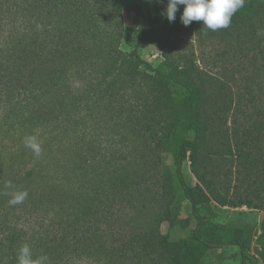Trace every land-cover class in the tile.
Masks as SVG:
<instances>
[{
    "label": "trees",
    "instance_id": "obj_1",
    "mask_svg": "<svg viewBox=\"0 0 264 264\" xmlns=\"http://www.w3.org/2000/svg\"><path fill=\"white\" fill-rule=\"evenodd\" d=\"M156 6L165 11L167 0ZM182 11L170 23L145 0H0V127L10 126L6 137L18 140L13 160L26 145L30 157L55 161L48 170L7 171L11 200L27 195L11 204L14 222L1 231L4 264H18L25 244L45 264H201L206 251L228 247L239 249L240 264H256L245 254L243 230L221 233L210 209L262 211L256 241L264 248V110L241 91L229 96L227 86L213 87L172 44L182 36L233 50L231 41L238 49L251 43L264 60V0H246L217 31L199 21L185 27ZM123 13L133 14L130 26ZM127 37L132 48L124 52ZM146 45L162 52L156 67L139 54ZM101 124L110 146L92 139ZM163 155H171V167ZM177 193L190 207L184 220ZM22 214L36 226L18 228ZM191 220L188 238L171 242L161 232L163 223L185 229Z\"/></svg>",
    "mask_w": 264,
    "mask_h": 264
},
{
    "label": "rangeland",
    "instance_id": "obj_2",
    "mask_svg": "<svg viewBox=\"0 0 264 264\" xmlns=\"http://www.w3.org/2000/svg\"><path fill=\"white\" fill-rule=\"evenodd\" d=\"M156 1L157 0H145L152 13L163 14L164 11L156 9ZM122 18L125 25L130 26L132 23L133 14L123 13ZM254 40L255 38H251V40L248 42H252ZM231 43L234 44V50L232 48H226L219 43L200 46L197 41L193 40V38L191 40H185L184 36H182L176 38L173 41L172 46L173 48L177 47L176 51L190 54V58L195 62V64L201 70H204L208 74V76H206L205 78L208 82L212 83L213 87H222V84L224 86H227L225 88V91L229 96L231 95V91L234 93V96L235 94L238 95V92L241 91L250 99H252L257 105V107L254 108L255 110L261 109V111L263 112L264 60L262 59V56L257 55L256 52L253 51L251 43L250 45L246 44L240 49L237 48L234 41H231ZM131 48V38L127 37L122 42L121 50L127 52ZM139 54L143 60L151 64L153 67H156L162 60V52L153 45L144 46L140 49ZM254 56L256 57L254 58ZM169 88L171 89V91L176 90V88L172 85H169ZM233 98L235 100V97ZM254 109L250 110V114L253 119L258 118ZM232 112L233 110L230 112L227 122V130L229 131V134H231L233 129V125L231 123ZM104 128L105 127L103 124H101L100 126L94 125L91 133L92 139L98 137V141L102 146H110L111 143L109 141V138L103 136V134L106 132ZM9 129L10 131L12 130V128L10 126L8 127L7 125H5L4 127H0V195L6 194V197L4 198V200H2L5 202H3V204H0V239H2L3 237L1 231L6 227L12 226L14 222L10 212L11 196L9 193L12 178H10L11 175L10 177L8 176L7 171L13 168L12 166H14V169L26 171L33 165H38L42 167V169L46 168L48 170L50 168L49 164L55 162L54 160L45 159L46 163H44L42 156L35 152V156L30 157V155L27 154L26 145L21 148L22 151L19 155L22 156H20V158L18 159L13 160L11 158V148L12 145H14V143L18 140L14 138V141H16L13 142L12 140L8 139V137H6L5 130ZM186 137L188 139L192 138L191 135H187ZM135 144L136 143H134L135 150L133 153H137L140 150L139 145ZM29 145L30 142L27 143V146ZM116 146L119 147L120 145L116 142ZM58 158L54 159L59 160ZM163 159L164 165L166 167L169 168L172 166L171 155H163ZM230 163L231 160L228 159V163L226 164V169L228 170V172ZM234 163H236V161ZM233 171L235 173V166L233 168ZM183 172L186 175L187 180L192 185H195L196 180L190 171L189 162H185L183 164ZM57 185L58 184H56V187ZM58 188H61V186H59ZM176 196L179 200L177 218L182 220L189 218L190 207L188 202L179 198L178 193L176 194ZM210 211L211 213L213 212L212 215L214 216L212 223L221 233L227 228H241L244 232V237L248 240L245 254L248 257L249 261L256 264H264V248L256 241L262 233V211L258 209H249L246 207H217L214 204H212ZM35 222V217H29L23 214L20 215L16 221L18 228H21L22 230H28L32 227H35ZM193 227V220H191L189 226L185 229L179 226L170 227L168 223H163L161 225V232L164 235L168 236L169 241L175 242L181 239L188 238ZM240 261L241 258L239 249L237 247H228L219 250L206 251L202 256L201 264H240Z\"/></svg>",
    "mask_w": 264,
    "mask_h": 264
},
{
    "label": "clouds",
    "instance_id": "obj_3",
    "mask_svg": "<svg viewBox=\"0 0 264 264\" xmlns=\"http://www.w3.org/2000/svg\"><path fill=\"white\" fill-rule=\"evenodd\" d=\"M245 3L246 0H167L163 15L170 23L174 22L179 7L183 6L180 21L185 27L193 21H199L206 29L217 31L228 28L234 14L242 9ZM26 195H19L10 203H21ZM17 259L18 264H45L47 258L33 259L30 246L25 244L19 249ZM0 264L4 262L0 261Z\"/></svg>",
    "mask_w": 264,
    "mask_h": 264
}]
</instances>
